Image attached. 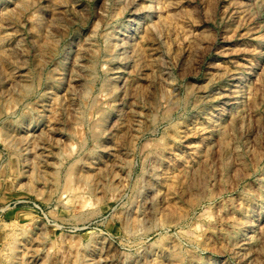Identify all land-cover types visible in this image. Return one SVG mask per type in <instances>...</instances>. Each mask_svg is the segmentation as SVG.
Here are the masks:
<instances>
[{
    "label": "rangeland",
    "instance_id": "obj_1",
    "mask_svg": "<svg viewBox=\"0 0 264 264\" xmlns=\"http://www.w3.org/2000/svg\"><path fill=\"white\" fill-rule=\"evenodd\" d=\"M0 264H264V0H0Z\"/></svg>",
    "mask_w": 264,
    "mask_h": 264
},
{
    "label": "bare ground",
    "instance_id": "obj_2",
    "mask_svg": "<svg viewBox=\"0 0 264 264\" xmlns=\"http://www.w3.org/2000/svg\"><path fill=\"white\" fill-rule=\"evenodd\" d=\"M170 1V0H169ZM159 28V27H158ZM131 218H132V216H131ZM135 218H137V217H135ZM134 219V218H133ZM140 224V223H139ZM141 225V224H140Z\"/></svg>",
    "mask_w": 264,
    "mask_h": 264
}]
</instances>
